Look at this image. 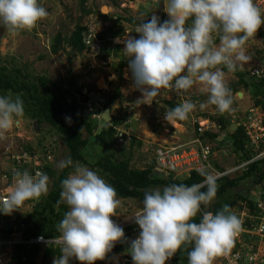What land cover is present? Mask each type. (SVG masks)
<instances>
[{"label":"clouds","instance_id":"1","mask_svg":"<svg viewBox=\"0 0 264 264\" xmlns=\"http://www.w3.org/2000/svg\"><path fill=\"white\" fill-rule=\"evenodd\" d=\"M163 10L167 20L161 23L152 14L150 20H142L135 27L139 38L127 36L122 41L133 87L141 92L136 103L151 105L162 90L184 94L199 85L207 94L198 105L200 110L214 106L220 113L231 111L234 100L227 75L251 61L246 44L264 24V9L254 0H163ZM47 16L48 11L38 0H0V25L12 35L33 30ZM116 42L121 41L117 38ZM196 109V103L184 99L169 108L164 119L173 124L186 121ZM24 115L19 94L0 96V139H6ZM126 116L122 111L113 117ZM131 126L134 142V119ZM129 144L117 142L121 149ZM221 150L223 153L226 149ZM57 167L72 168L61 181L58 201L66 204L68 211L56 225L59 235L55 243L60 245V252L56 248L44 251L56 257L53 264H70L72 259L80 264L105 260L125 239L123 228L112 219L122 207L117 190L96 171L74 163L70 156ZM198 171L201 183H174L145 190L142 207L128 218L140 229L128 250L133 264H166L182 248L187 250L188 264H214L216 258L231 252L235 237L242 231V221L228 205L215 213L207 210L216 197L219 174L210 164ZM49 183V176L42 171L32 174L14 168L6 194L0 196V213L11 215L25 202L47 195ZM198 215L199 222H194Z\"/></svg>","mask_w":264,"mask_h":264},{"label":"rangeland","instance_id":"2","mask_svg":"<svg viewBox=\"0 0 264 264\" xmlns=\"http://www.w3.org/2000/svg\"><path fill=\"white\" fill-rule=\"evenodd\" d=\"M38 2L46 8L48 16L40 21L33 30L12 35L0 25V63L9 71L16 68L34 77H45L62 90L78 91L82 89V95H87V98L97 105L94 108L96 107L95 109L98 110H101L102 104L118 91L120 98L108 109L109 116H117L124 111L134 119L135 142H140V147L134 146L131 149V167L142 169L147 166L151 162L154 146L170 144L173 141L187 142L191 140L196 120L206 119L208 115L218 117L221 114L214 106H209L204 110L199 109V103L207 98V94L200 90L199 85L183 94V100L190 99L197 104L196 111L191 113L186 121H178L173 124L164 119V113L167 111L165 103L169 101L175 103V100H172L166 91L162 90L161 95L156 98V102L151 105L136 103L141 98V92L133 87L128 61L122 52L124 48L122 41L127 36L139 38V34L135 33V28H131L124 20L117 24V19H133L141 22L145 19L150 20V16L155 14L160 20V13H165L163 0H85L82 6L81 0H38ZM254 2L264 9V0H254ZM159 4L162 5L161 11H158ZM82 9L90 10L92 14L83 16ZM165 15L167 16L166 13ZM101 16H107L110 20H104ZM78 23L87 29L84 39L89 49L80 55H74L68 49L57 55L50 54L49 48L53 38L58 33L62 37H69ZM114 23H116V27L112 29ZM114 31H122L123 34L118 37L121 42H116V37L111 38ZM246 49L251 56V61L245 64L243 69L227 75L228 86L237 82L236 74L246 75L253 70H258L261 75L260 79H264V24L258 29L256 36L247 42ZM121 64H124L122 68H120ZM224 71L227 72V69ZM8 94L10 93L6 95ZM238 94L241 96L239 97ZM76 97L80 100V96L76 95ZM233 100L231 109L233 112L225 113L229 123L225 131L220 133L222 134L221 141L234 132L237 122H248L246 117L249 110H254L253 118L258 121V124L259 121L264 124V110L260 106V102L264 103L261 91L255 95L253 91H245L238 87L236 93L233 94ZM94 121L97 125L95 134L103 128L104 121L97 119ZM107 124L109 125L111 122ZM253 125L256 124L253 123ZM210 126L212 133L219 134L215 125L210 124ZM263 145L259 147V151L247 147L253 159L258 157L264 159V154L260 156L264 151ZM27 146L34 151L38 160L43 161L44 159V162L48 161L45 160V156L42 157L41 153L53 148L51 149L53 152L46 151L52 152L50 160L53 162L48 163L52 170L60 169L57 165L61 160H64V155H61L63 144L59 140V136L49 127H39L34 120L24 115L19 124L7 134V138L0 139V196L6 193V189L11 183L3 178L7 171L12 172L13 170L12 158L21 155ZM129 148H125V151ZM114 149L121 150L118 146H115ZM221 149H226V153L218 154L213 161L218 164L221 170L225 171L245 162L241 158V154L234 152L232 146L221 145ZM103 154L105 151L97 146L89 147L84 151L86 159L89 160L99 159ZM160 175L165 177L163 174ZM239 175H241V171L230 175L229 178ZM255 190L256 186L247 180L238 184L235 193L254 199ZM121 202L122 207L117 210V216L112 217L114 222L133 212L139 206L137 202L130 200H121ZM56 210L58 211V209ZM63 215L64 212L61 210L60 216L63 217ZM46 218L48 220L42 221L41 225L52 226L51 219ZM44 252V248H41L35 264H53L56 257L54 255L45 257ZM10 253V248H0V261L8 262L11 257ZM117 264H122L119 258ZM214 264H219V262L215 260Z\"/></svg>","mask_w":264,"mask_h":264},{"label":"trees","instance_id":"3","mask_svg":"<svg viewBox=\"0 0 264 264\" xmlns=\"http://www.w3.org/2000/svg\"><path fill=\"white\" fill-rule=\"evenodd\" d=\"M85 0H81V6ZM83 16L92 14L90 10L82 9ZM104 20H110L107 16H101ZM160 22L167 20L168 17L165 13H160ZM118 23L123 21L128 23L131 28H135L138 21L133 19H120ZM116 27L114 23L112 29ZM87 29L80 23L76 24L69 37H62L61 34H57L49 48L50 54L57 55L60 52L69 50L74 55H80L84 51L89 49L84 39V34ZM122 31H114L111 38H118L122 35ZM124 64L120 65L122 68ZM237 82L229 85L233 94L236 93V89L241 87L245 91H253L255 95L258 92H262V98L264 100V79L261 77L250 76V74L242 75L236 74ZM84 89V88H83ZM10 93L12 95L19 94L24 102L25 116L34 120L36 124L41 126H47L56 135L59 136V140L63 144L64 159L69 156L73 162H79L90 169L96 171L102 178L110 183L118 193V197L121 200H130L137 202L139 206H142L145 190L163 189L171 184L184 183L191 185L194 183H201L202 177L198 172H190L187 178L163 177L155 174L154 162L149 163L142 169L131 167L132 154L131 149L134 146L140 147V142H129V150L121 149L115 150L117 146L115 139L116 132L114 127L123 122V117L111 118V125H106L103 121V128L94 134L97 129L95 119L100 120V116L103 109H109L116 100L120 98L118 91L113 96L102 104L101 110L95 109L97 105L92 100L87 98V95H82V89L75 90H62L56 87L48 79L42 76H32L28 73L22 72L20 69L14 68L9 71L6 67L0 63V96ZM76 95L80 96V100ZM91 103V109L88 108V104ZM166 107L174 108L177 104L173 102H166ZM94 106H96L94 108ZM261 109L264 110V103L260 102ZM218 128L219 134L205 133L201 136V139L211 141L216 144V150L221 149V145L226 147L232 146L235 153L241 154L243 161H249L252 158L250 150H247L248 140L244 134L243 127H236L233 133L227 135L225 140L221 141V132H224L229 120L225 117L224 113H221L218 117L207 116ZM66 118H70V123ZM114 127H113V126ZM133 126H131L132 128ZM221 143V144H220ZM97 146L105 151L99 159L89 160L86 159L84 151L89 147ZM252 148V147H251ZM53 149V148H49ZM32 150L30 147H26L24 152L30 153ZM53 152V150H50ZM51 152V153H52ZM13 162V161H12ZM53 162V161H52ZM16 168H19L17 163L13 162ZM50 163H45L42 167H35L37 171H43L49 176V191L48 194L41 200V202L34 207V209L27 214L17 215L14 217V223L9 222V216L0 213V238L8 239L13 225L17 228V236L20 240H28L38 235L44 237L55 238L58 237L56 225L63 219L60 216L62 210L64 214L68 211L67 205L61 203V181L67 178L68 174L72 171V168H65L59 170H52ZM215 168L222 172L223 170L214 163ZM28 168V165H25ZM248 167V168H247ZM241 175L229 178V176L223 177L217 180L218 191L214 201L208 206L209 211L215 213L222 209L224 205L234 208L238 206L241 201H246L247 196L237 195L235 189L240 182L250 180L253 185H259L264 180V159L254 161L248 164ZM247 169V170H246ZM23 170V169H20ZM30 170V169H29ZM28 170V171H29ZM30 173L34 174L32 171ZM7 177V181H11L12 173L7 171L4 174ZM206 191V189H202ZM248 201V200H247ZM249 206H252V202H249ZM58 209V211L56 210ZM251 209V208H250ZM48 215V216H47ZM64 216V215H63ZM51 219L53 225L46 227L41 225L42 221ZM199 215L194 222H199ZM38 247H33L31 250H26L24 246H17L14 248L13 260L15 264H35V259L39 252ZM190 250V246L189 249ZM128 251V250H127ZM113 253H122L124 256L130 257L128 252L117 246L113 249ZM51 251L45 252V257H48ZM174 264H188L187 250L182 248L176 253V259Z\"/></svg>","mask_w":264,"mask_h":264},{"label":"built area","instance_id":"4","mask_svg":"<svg viewBox=\"0 0 264 264\" xmlns=\"http://www.w3.org/2000/svg\"><path fill=\"white\" fill-rule=\"evenodd\" d=\"M250 75L259 77L260 73L258 70H253L251 71ZM166 92L170 95V98L175 100L177 103L183 101V94H177L176 92L169 91ZM87 106L90 108V103ZM253 114L254 110H249L246 117L248 122H239L237 127H243L244 134L248 140V147H252L253 150L255 149L259 151V147L264 144V124L260 121L258 124V121L253 118ZM132 120L133 119L131 116L127 115L125 118H123V122L115 127V139L118 144H127L132 140ZM253 123L256 125L254 126ZM210 124L215 125L208 117H206V119L196 120L195 124L193 125V138L191 140L187 142L173 141L170 144L165 143L163 145L154 146L151 157V162H154L155 164L154 170L159 174L165 175V177H172L175 180L176 178H187L189 173L193 171L199 173L198 170L202 166H207L210 164L212 166V170L219 174V180L223 177L235 174L238 171L245 170L248 164L260 159V157L257 159L252 158L249 161L222 172L217 170L213 161L216 159L218 154L222 153V150H216L217 146L215 143L201 139V136L205 133H212ZM172 134L174 135L173 132ZM46 151L41 153L42 157L45 156V160L50 161V152ZM45 152L46 155H44ZM223 153H226V150H224ZM263 154L264 151L260 154V156ZM12 161L17 163L19 166V168L14 166L13 169H30L29 171L33 170L34 174L37 171L34 169L35 167H42L46 163L44 162V159L43 161L38 160L34 151H31L30 153L23 152L21 155H18V157L12 158ZM25 165H28V168H26ZM256 189L257 191L254 193L255 199L253 200L251 207L249 206L248 201L252 202V200L247 199L248 201H241L238 203V206L232 208V211L242 221V231H240L235 237L234 246L231 252L227 256L216 258V261H218L219 264H264V180L257 186ZM45 196H42L38 200L25 202V204L19 210L14 211L11 215H8L9 222L13 224L14 217L21 215L22 212H31ZM141 207L142 206L137 207V209L133 212L126 214L123 216V218L115 221L116 224L123 228L125 233L124 241L118 242L115 247L120 246L121 249L128 252L127 250H129L131 242L138 237L140 232L139 226L134 222V220H130L128 218L134 215L135 212ZM17 235V228L15 225H13V229L9 238L6 240L0 238V248L11 249V257L8 262L0 261V264H15V261L13 260V251L17 246H24L28 250L33 247H41L44 249L56 248L58 251L60 249V245L55 243L58 237L47 238L38 235L28 240H20L18 239ZM116 255H119L118 258L121 260L122 264H133V261L130 257L124 256L122 253H113V250L107 255L108 261H97L96 264H115V257H117ZM175 259L176 254L170 260L166 261V264H174ZM70 264H80V262L78 260L72 259L70 260Z\"/></svg>","mask_w":264,"mask_h":264},{"label":"water","instance_id":"5","mask_svg":"<svg viewBox=\"0 0 264 264\" xmlns=\"http://www.w3.org/2000/svg\"><path fill=\"white\" fill-rule=\"evenodd\" d=\"M161 10H162V5L159 4L158 11H161ZM238 96L240 97L241 95L238 94ZM101 120L104 121V122H106V123H109L111 121V117L109 116V110L108 109H106V110L103 111V113L101 115ZM155 174H156V176L158 175L157 172H155Z\"/></svg>","mask_w":264,"mask_h":264},{"label":"crops","instance_id":"6","mask_svg":"<svg viewBox=\"0 0 264 264\" xmlns=\"http://www.w3.org/2000/svg\"><path fill=\"white\" fill-rule=\"evenodd\" d=\"M24 214V213H23ZM117 257H115V264L117 263V261H118V256L119 255H116ZM105 261H108V257H106V259H105ZM113 262V261H112Z\"/></svg>","mask_w":264,"mask_h":264},{"label":"bare ground","instance_id":"7","mask_svg":"<svg viewBox=\"0 0 264 264\" xmlns=\"http://www.w3.org/2000/svg\"><path fill=\"white\" fill-rule=\"evenodd\" d=\"M256 77V76H255ZM91 107V106H90ZM91 109V108H90ZM256 162V161H255ZM39 168V167H38ZM248 168V167H247ZM217 169V168H216ZM38 170V169H37ZM247 170V169H246ZM30 172V171H29Z\"/></svg>","mask_w":264,"mask_h":264}]
</instances>
